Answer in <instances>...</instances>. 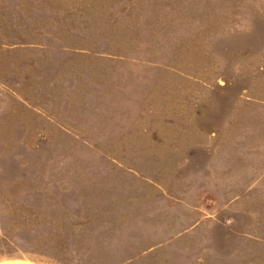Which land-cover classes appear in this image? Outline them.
Masks as SVG:
<instances>
[{"label": "rangeland", "instance_id": "obj_1", "mask_svg": "<svg viewBox=\"0 0 264 264\" xmlns=\"http://www.w3.org/2000/svg\"><path fill=\"white\" fill-rule=\"evenodd\" d=\"M0 264H264V0H0Z\"/></svg>", "mask_w": 264, "mask_h": 264}]
</instances>
